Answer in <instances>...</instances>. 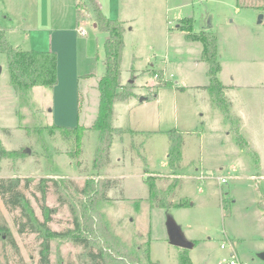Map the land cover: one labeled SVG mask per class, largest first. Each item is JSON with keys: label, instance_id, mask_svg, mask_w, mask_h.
<instances>
[{"label": "rangeland", "instance_id": "1", "mask_svg": "<svg viewBox=\"0 0 264 264\" xmlns=\"http://www.w3.org/2000/svg\"><path fill=\"white\" fill-rule=\"evenodd\" d=\"M192 2L188 7L196 13L200 11L197 27L202 8L213 15L215 24L222 23L213 29L220 42L218 78L227 84L233 76V82L240 89V100L252 112L251 103L256 104L257 99L250 100L248 94L252 90L249 89L263 90L258 84L264 82V57L258 34L260 27H264V18L258 22V15L263 13L257 7L262 1L240 0L239 4L245 2L250 6L239 12L234 11L236 0ZM79 4L82 16L86 8L83 1ZM35 15L34 0H0V21L7 28L12 45L30 48L22 32L15 29L10 34L9 29L35 26ZM242 18L253 21L251 35L241 34L237 27ZM197 66L188 70L185 77H173V81L178 79V85L191 84L184 95H179L178 107L166 108L158 123L145 125L130 136L116 134V138L123 135L124 143L112 141L110 161L100 169L93 167L97 133L90 123L85 124L97 114V88L89 93L92 109L80 115L79 123L87 126L81 139V153L72 157L71 140L63 139V133L52 127L54 119L48 103L52 100V89L40 86L48 97L36 91L33 95L31 91L29 101L20 102L9 83L7 59L0 53V148L5 150L0 151V177L20 178L19 189L28 199L29 210L37 224L35 232L28 229L19 232L20 222L26 221L23 211L19 207L11 209L0 195V225L8 228L15 242L12 246L6 234L0 232V264H40L46 233L39 224L44 220L42 202L53 209L47 227L51 233H59H46L48 264H91L84 247L74 242L76 235L87 237L93 250L102 249L105 264H117L126 249L137 252L141 262L146 261L145 253L149 251V258L156 264H179L183 249L169 244L165 227L168 216L181 227L184 236L194 242L187 250L193 264H230L231 259L242 264H264V114L259 115L256 122L240 123L239 133L250 144L239 147L233 138L238 126L236 120L230 122L223 117L224 123L220 124L212 118L210 124L206 118L201 119L199 113L207 114L206 99L198 97L197 89L203 88L208 77L204 63ZM151 75L154 80L159 78ZM144 83L141 86L144 92L155 90L153 84ZM198 84H202L201 87L193 86ZM206 98L210 102L208 90ZM259 99L263 102V94ZM83 100L84 97L80 105ZM115 108L113 125L130 127L133 119L128 123V109L121 102ZM171 129L182 132L183 140L179 168L172 170L166 158L170 145L167 132ZM224 129H229L233 137ZM118 157L120 161L116 162ZM149 175L156 179L163 199L186 204L155 206L153 203L157 200L149 197L145 182ZM107 178L113 182L105 191L108 198L102 200L100 184ZM173 178H178L180 184L169 189ZM222 178L226 181L222 182ZM27 179H31L29 183ZM88 180L98 191L96 198L89 201L93 204L89 221L84 217L82 202L87 200L91 189L86 194L81 191ZM40 184L45 186L44 200L38 190ZM75 214L79 218L78 228ZM115 240L120 243L115 244Z\"/></svg>", "mask_w": 264, "mask_h": 264}, {"label": "crops", "instance_id": "2", "mask_svg": "<svg viewBox=\"0 0 264 264\" xmlns=\"http://www.w3.org/2000/svg\"><path fill=\"white\" fill-rule=\"evenodd\" d=\"M34 1L36 6V15L34 18L35 26L33 25L26 28L18 26L13 27L9 29V33L11 34L15 29L23 33V39L27 41V45L30 47L25 50H30L32 48L37 51L52 50L56 53L58 83L51 88L52 100L51 103L50 101L48 102L51 104L50 110L52 112H50V115H52L54 119L55 123H53L62 126H73L76 122V124L86 126L79 123L80 115L81 112H90L92 109L89 103V93H91L94 87L97 88L98 81L104 74L103 37L105 33L98 31L93 13L88 8L84 9V15H82L77 22V4L85 0ZM2 2H4V0H2ZM95 3L100 6L107 18L112 20L119 19L124 22V49L121 64L122 83H126L131 79V76H133L135 85L134 90L136 93L139 94V96H149L142 101H139V96H135L128 100L115 102L113 105V118H115V106L119 102L128 109L126 113L130 118L128 123L133 119V123L129 124L130 127L126 129V127H123L121 124L115 126L112 123V125L116 128L120 127L122 133H126L130 136V134L141 130L140 128H143L145 125L158 123L166 108L171 109L173 106L175 110L178 107L176 103L179 95H184L191 84L178 85V79L173 81V77H177V75L185 77L188 70L195 68L202 62L204 63V61L200 59V52L202 49L201 42L188 39L184 36V32L181 30V26L184 25L182 20L185 17H190L192 19L193 33H198L202 29L213 32V29L215 27L217 28V26H221L222 23L219 21L218 24H215L213 15L210 14L207 9L202 8V15L199 22L200 26L197 27L196 23L199 21L197 17H199L198 12L200 11L196 13L188 7L193 3L192 0H95ZM259 4H261V2H259L258 5ZM249 6L250 5H247L245 2L243 6H239L236 0L234 11L239 12ZM6 18H8V16ZM230 22H233V20ZM252 22L253 21L248 18H242L240 20L237 27L241 30V34L244 32V34L249 33L251 35L254 29L252 28ZM260 28L258 34H260L259 37L264 57V30L262 29L264 27ZM215 34L218 36L217 33ZM234 34H236V31ZM234 36L233 37L236 38V35ZM217 44V53L219 56V36ZM95 66H97L96 72L93 70ZM155 73L161 75L165 81H170V85L155 87L157 80H154L151 75ZM146 81H148L150 86L153 84L152 87L155 90L152 92H144L141 86L145 84L144 82ZM233 81V76H231V81L229 83L225 84L222 80L220 82L226 87L225 95L232 104L231 113L233 119L238 122L235 133L240 134L241 122H256L257 119H260L259 115L261 116L264 114V99L263 102L259 99L260 94L264 96V82L258 84L263 90L257 91L253 88L249 89L252 90V92L248 94L250 100L257 99L256 104L251 103V112L246 109L245 105L240 100V89H237L238 87ZM207 83L208 81L204 85ZM201 85L202 84L193 86L201 87ZM206 90V88L197 89L199 92L198 97L200 96L206 99L205 105L207 114L199 113V115L201 119L206 118L210 124L213 123L210 121L212 118L214 121L222 124L223 114L218 109L217 112L213 108L214 106L211 105L210 102H207ZM31 91L33 95H35L34 92L36 91V93L41 92L45 97H48L47 92L40 88V86H34ZM153 92L154 95H151L150 93ZM83 97V104L80 105V101ZM89 115L91 114L89 113ZM93 120L91 121L93 122ZM91 121L85 122V124L90 123L89 126H91ZM222 129L223 127L220 130ZM224 130L227 135L233 137L229 129ZM233 138L235 139V137ZM113 140L124 143L123 135L119 138H116V135H114ZM246 142L248 145L250 144L247 140ZM112 147L113 143L110 148V158ZM120 157L116 158V162L120 161Z\"/></svg>", "mask_w": 264, "mask_h": 264}, {"label": "trees", "instance_id": "3", "mask_svg": "<svg viewBox=\"0 0 264 264\" xmlns=\"http://www.w3.org/2000/svg\"><path fill=\"white\" fill-rule=\"evenodd\" d=\"M238 2L240 0H237ZM261 4L257 7L264 14V0H261ZM82 4L85 8H89L93 13L94 21L97 23L98 31L105 33L103 48H104V74L100 77L97 89L99 91V103H98V112L95 116L91 128L94 129L97 133L96 139V149L93 158V167L94 168H103L109 163V150L112 146V140L114 135H119L122 133V129L116 128L112 125V118L114 116L113 105L115 102L128 100L133 97L139 96L136 93L135 85L133 82V76L126 83L121 81V64H122V53L124 49V38L123 34L125 31L124 22L116 19L112 20L107 18L102 12L100 6L95 3V0H85ZM243 2V1H242ZM80 3V2H79ZM78 5L76 19L77 22L80 19V4ZM239 6H243V3H238ZM4 18L5 14L2 15ZM183 24L181 30L184 32V36L191 40H198L201 42V61L205 63V71L208 75V83L203 86L206 88L209 93L210 103L215 108L220 110L223 114V117L232 122L233 116L231 113V103L225 95L226 87L220 82L218 74L221 71L220 61L218 59L217 53V43L218 36L210 30L202 29L198 33L192 32V19L190 17H185L182 20ZM0 53L4 54L5 59H7V69L9 76V83L12 87L14 93L20 102L27 103L31 97V90L34 86H43V87H54L58 83L57 75V57L56 53L52 50L47 51H37L34 49L25 50L18 46L12 45L7 36V28L0 21ZM158 74V73H157ZM158 79L156 81L155 87L160 86H169L170 81H165L161 75L158 74ZM154 95V92L151 93ZM149 96H145L147 99ZM79 101V99H78ZM54 129H58L63 133V139L71 140V144L74 145V150L70 151L72 157H77L81 153V139L86 126L75 124L73 126H62L58 124H52ZM52 132V129L50 130ZM168 140L170 145L166 155L169 168L178 169L179 163L181 161V148L183 145L182 132L177 129H171L167 132ZM236 143L239 147L245 148L247 142L242 138L241 134H236ZM1 152L5 150L0 148ZM146 172V171H145ZM27 183L31 179H27ZM156 179L151 175L145 178V182L148 186V193L150 198L156 201L155 206L159 207H169V206H183L186 203L179 202L174 203L173 201H166L160 196L162 191L157 187ZM21 180L19 177L14 178H2L0 177V195L3 197L5 203L11 208L15 209L17 207L21 208L23 214L26 217L25 222H20V227L18 228L19 232L28 231L35 232L37 231V224L33 214H31L30 206L28 199L25 197L24 193L19 189V184ZM56 182V181H54ZM113 180L109 178L103 180L100 184V199L104 200L108 198L105 194L106 189L111 187ZM98 184V182H97ZM180 184L178 178H173L172 182L169 184V189H172V186ZM93 183L88 180L86 186L81 190L82 193L86 194L87 190L90 188L91 193L87 194V200L83 203V212L84 217L89 221L90 209L93 204L89 201L94 200L98 193L93 187ZM38 190L41 193L42 199L44 200L45 196V186L40 184ZM173 202V203H171ZM41 212L44 215V220L39 224L43 226L44 231L48 234H59L49 230L47 227V222L51 220V214L53 209L49 208L44 202L40 204ZM75 221L77 228L80 226L78 221L79 218L75 214ZM90 226V225H89ZM0 232L5 233L9 242L12 246H15L14 239L12 238L11 232L5 225H0ZM43 234L44 241L42 243V249L40 250V264H48L49 256V244L47 234ZM75 243L81 245L85 249V253L89 258L91 264H105L106 255L102 249L98 251L93 250L91 247L90 241L87 237H82L76 235L73 237ZM119 241L115 240V244ZM194 243V242H193ZM188 249H183L178 257L179 264H193V261L188 256ZM122 258L117 260V264H156L152 262L149 258V251L145 253V262L140 261V256L137 252L128 251L127 249L123 252Z\"/></svg>", "mask_w": 264, "mask_h": 264}, {"label": "water", "instance_id": "4", "mask_svg": "<svg viewBox=\"0 0 264 264\" xmlns=\"http://www.w3.org/2000/svg\"><path fill=\"white\" fill-rule=\"evenodd\" d=\"M259 19L258 22H261L263 17V14L258 15ZM209 23V22H208ZM96 25V24H95ZM1 69V67H0ZM145 99V96H139V101H142ZM165 227H167V234H168V240L169 244L178 246L182 249H191V247L194 246L192 240L189 241L183 234L181 227L175 222V220L168 216L165 222Z\"/></svg>", "mask_w": 264, "mask_h": 264}, {"label": "built area", "instance_id": "5", "mask_svg": "<svg viewBox=\"0 0 264 264\" xmlns=\"http://www.w3.org/2000/svg\"><path fill=\"white\" fill-rule=\"evenodd\" d=\"M155 76H158V74L155 73ZM221 181L224 182V181H226V180H225V178H222ZM230 264H242V262H240V261H238V260H233V259H231V260H230Z\"/></svg>", "mask_w": 264, "mask_h": 264}]
</instances>
